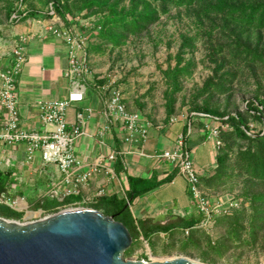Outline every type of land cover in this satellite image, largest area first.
<instances>
[{"label": "rangeland", "instance_id": "374dc122", "mask_svg": "<svg viewBox=\"0 0 264 264\" xmlns=\"http://www.w3.org/2000/svg\"><path fill=\"white\" fill-rule=\"evenodd\" d=\"M86 1L89 0H25L23 3L22 0H0V60L10 55L23 36L16 34L18 25L44 17L52 18L46 12L52 6L55 9L54 5L64 8L65 17L56 12L62 19L80 18L91 22V25L104 21L108 11L84 8ZM137 1L124 0L120 7L129 9ZM150 1L158 9V20L145 32L130 35L121 46L105 43L99 32L88 30L89 65L97 82L115 81L128 106L142 111L154 122H167L171 117H196L194 106L204 104L220 113L237 115L245 113L248 101L264 98V65L246 60V53L237 62L233 60L240 43L264 54V28L249 29L228 15L209 12L207 5L216 0H193L190 3L171 0L166 4L161 0ZM228 1L243 3L256 0ZM14 10H20V13ZM27 11L31 14L21 20L20 15ZM15 14L19 17L14 18ZM187 39L188 44L184 45ZM177 67H188L189 71L176 82L172 73ZM219 81H227V92H218L208 86L209 82ZM171 102L174 106L169 116L168 105ZM247 118L252 131L258 133L262 130L261 122L254 121L251 116ZM238 146L239 142H235L234 149ZM221 192L243 200L239 212L245 215H241L244 220L240 223L247 230L242 231L241 244H233L222 256L210 248V241L216 247L226 235V227L220 221L214 235L205 231L209 241L186 246L188 240L175 243L157 238L149 242L150 247L142 241L133 247L131 255H124V258L151 262L186 257L199 264H264V229L258 228L254 233L251 225L260 208L258 203L251 202V197L264 193V184L238 176ZM4 200L24 214L22 219H16L21 224L34 223L55 214L33 210L21 197ZM17 200L18 204H13ZM72 208L75 207L60 211Z\"/></svg>", "mask_w": 264, "mask_h": 264}, {"label": "crops", "instance_id": "0c3cea01", "mask_svg": "<svg viewBox=\"0 0 264 264\" xmlns=\"http://www.w3.org/2000/svg\"><path fill=\"white\" fill-rule=\"evenodd\" d=\"M53 22L54 19L44 17L19 24L16 28V34L27 38L25 49L28 59L19 74L17 93L21 125L28 130L44 128L38 101L68 99L75 86L74 81L66 76L69 68L68 48L62 39L51 32ZM9 63V56L3 57L0 60V69ZM101 84L102 81L97 82L92 72L85 82L83 100L75 102L67 110L70 127L78 123L79 112L84 111L86 114L84 133L73 146L76 157L86 165L77 170L73 178L85 171L87 164L94 163L100 155L116 154L117 159L121 158L123 168L116 170V160L114 174L99 173L79 186V194H74L70 192L74 186L66 181V174L59 165L44 163L41 151H36L33 158L29 159L27 143H0V171L9 176L11 183L9 195H3L8 199L21 197L29 204L30 200L37 201L52 194L60 200L67 195H75L79 200L73 207H90L100 198L98 193L101 190L105 192L103 196L117 195L128 201L129 176L155 178L160 181L173 174L171 181L128 203L137 223L143 221L150 230L158 225L171 227L169 231L153 234L150 241L142 235L140 239H145L149 247V242L157 238L169 239L175 243L188 240L192 231L199 228L197 226L203 215L193 199L186 178L172 163L161 158L160 154L165 150L175 149L180 135L186 134L200 179L212 176L217 167L219 148L209 138V134L210 127L216 125L217 121L196 115L173 117L176 119L173 122L171 119L167 122H154L144 114L150 123L148 136L144 138L139 131L131 133L116 117H106V95L97 87ZM125 102L129 110L142 113L140 110L131 109L127 101ZM201 184L213 198L226 199L230 196L206 188L203 181ZM222 218H218L210 230H202L214 235ZM188 224L193 226L186 227ZM187 230H190L189 234L186 233Z\"/></svg>", "mask_w": 264, "mask_h": 264}, {"label": "trees", "instance_id": "16d2710c", "mask_svg": "<svg viewBox=\"0 0 264 264\" xmlns=\"http://www.w3.org/2000/svg\"><path fill=\"white\" fill-rule=\"evenodd\" d=\"M124 0H89L84 4V8L96 9L98 11H108L104 21L99 22L101 30L99 31L101 39L105 43H110L115 46H121L125 40L133 34H141L148 30L159 18L158 9L154 7L150 0H139L132 4L129 9L120 7ZM164 4L171 0H161ZM175 1V0H172ZM179 3H190L193 0H178ZM25 0H22V3ZM56 12L65 17L66 13L61 5H54ZM207 9L211 13L224 14L236 19L240 24L249 29L264 28V0H256L253 2L234 3L228 0H216L207 5ZM20 13V10H14ZM30 11L22 13L21 20L29 17ZM188 44V39L184 45ZM246 53V60L264 65V54L258 50H254L243 43L238 45L234 51L233 60L237 62L240 57ZM189 68L181 69L177 67L173 74L174 81H178L181 75L188 73ZM227 81L209 82L208 86L214 88L218 92H227L229 87ZM207 89V87H206ZM173 102L168 107L169 116L173 113ZM195 114L201 113L208 115L211 118H218L223 122L224 127L221 130V143L217 155V167L215 173L201 179L206 188L223 191L224 187L233 182L238 176L247 177L250 180L258 181L264 184V98L253 99L248 101L245 113L237 115H227L220 113L218 110L211 108L209 104L195 105L193 108ZM228 116V118H225ZM247 116H251L254 121L261 122L263 125L260 132L255 133L248 124ZM171 119V118H170ZM254 132V133H253ZM263 133V134H262ZM187 142V137H186ZM235 142H239L237 149H234ZM123 168L122 160L118 157L116 161V170ZM174 175H169L163 180L155 178L145 179L129 176L130 191L128 201L132 203L138 196L164 184L173 179ZM11 183L9 176L0 171V195H9ZM239 198V197H238ZM79 198L75 195H67L60 200L56 195L40 199L37 201L30 200L33 210H43L45 213H58L61 209L72 206ZM124 198H119L117 195L102 196L90 207L102 211L106 215H115L116 219L122 222L131 232L133 236V245L124 255L129 256L133 251V247L142 242L140 239L143 235L147 241H150L153 234L157 232H165L171 229L170 226L158 225L152 230L146 227L143 221L136 222L130 210V204ZM243 201V200H242ZM252 203H258V213L254 214L252 219L253 232L257 233V229H264V193L251 197ZM254 205V204H253ZM243 206V202H242ZM240 210V209H239ZM235 211L232 215L224 216L220 221L226 227V235L224 240L218 246L212 245L209 242L210 248L220 256L225 251L229 250L233 244L242 243V231L247 228L240 223L245 215L243 212ZM243 215V216H244ZM0 216L8 219H22L24 214L16 211L9 205L0 203ZM244 223V222H243ZM192 227L193 224L185 225ZM241 229V232L238 230ZM210 240V237L202 228L193 230L186 246L190 244H199L200 241Z\"/></svg>", "mask_w": 264, "mask_h": 264}, {"label": "built area", "instance_id": "2783aa9c", "mask_svg": "<svg viewBox=\"0 0 264 264\" xmlns=\"http://www.w3.org/2000/svg\"><path fill=\"white\" fill-rule=\"evenodd\" d=\"M46 13L54 19L50 27L51 32L62 39L68 48L69 68L66 76L74 81V90L68 99L38 101L37 105L41 111V120L44 126L42 130H28L22 127L17 84L19 74L28 59L25 49L27 38L22 36L9 55V65L0 69V143H27L29 159L33 158L36 151H41L44 163L59 165L66 174V181L74 186L70 192L79 194V186L89 182L95 175L102 172L114 174V164L117 160L116 154L100 155L94 163L87 164L88 168L85 171L78 174L75 179L73 178L76 171L86 165L76 157L73 150L74 143L84 133L86 114L84 111L79 112L78 123L70 127L67 110L72 104L84 98L85 82L87 77L92 75L88 50L90 38L87 32L91 30L97 33L101 30V26L99 24L91 25V22L80 18L62 19L57 16L53 6ZM17 17L19 15L15 14L14 18ZM97 87L102 94L106 95V117H116L125 124L131 133L139 131L146 138L150 125L149 120L143 113L128 109L124 95L121 89L115 85V81H107ZM195 115L209 117L201 113ZM212 119L217 121V124L210 127L209 138L219 148L222 145L221 130L224 125L218 118ZM175 120V118H171L172 122ZM160 157L172 163L186 178L193 199L203 215L197 227L210 230L218 218L232 215L241 208L240 198L236 196H229L226 199L213 198L202 188L200 174L195 167L192 152L186 142V134L180 135L175 149L165 150L160 154ZM104 194V190H101L98 196L101 197ZM5 198V195H0V203L12 206L10 202L4 200ZM18 202L19 200L14 201L13 204L17 205ZM186 233L189 234L190 230H187ZM143 241L148 245L145 239Z\"/></svg>", "mask_w": 264, "mask_h": 264}, {"label": "water", "instance_id": "95a60500", "mask_svg": "<svg viewBox=\"0 0 264 264\" xmlns=\"http://www.w3.org/2000/svg\"><path fill=\"white\" fill-rule=\"evenodd\" d=\"M130 230L115 215L91 207L65 209L21 224L0 216V264H199L186 257L126 260Z\"/></svg>", "mask_w": 264, "mask_h": 264}, {"label": "bare ground", "instance_id": "6f19581e", "mask_svg": "<svg viewBox=\"0 0 264 264\" xmlns=\"http://www.w3.org/2000/svg\"><path fill=\"white\" fill-rule=\"evenodd\" d=\"M21 205H22V206H25V203H23V202L21 201Z\"/></svg>", "mask_w": 264, "mask_h": 264}]
</instances>
